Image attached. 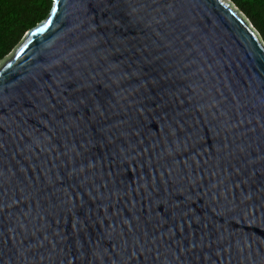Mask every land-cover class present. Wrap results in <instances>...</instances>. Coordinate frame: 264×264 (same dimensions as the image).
<instances>
[{
  "label": "water",
  "instance_id": "water-1",
  "mask_svg": "<svg viewBox=\"0 0 264 264\" xmlns=\"http://www.w3.org/2000/svg\"><path fill=\"white\" fill-rule=\"evenodd\" d=\"M235 11L54 0L0 63V264H264V45Z\"/></svg>",
  "mask_w": 264,
  "mask_h": 264
},
{
  "label": "trees",
  "instance_id": "trees-1",
  "mask_svg": "<svg viewBox=\"0 0 264 264\" xmlns=\"http://www.w3.org/2000/svg\"><path fill=\"white\" fill-rule=\"evenodd\" d=\"M264 45V0H231ZM54 0H0V63L22 43L29 29L46 19Z\"/></svg>",
  "mask_w": 264,
  "mask_h": 264
},
{
  "label": "snow or ice",
  "instance_id": "snow-or-ice-1",
  "mask_svg": "<svg viewBox=\"0 0 264 264\" xmlns=\"http://www.w3.org/2000/svg\"><path fill=\"white\" fill-rule=\"evenodd\" d=\"M54 12H55V8H53V13ZM51 21H52V16L50 15L48 17V20L44 23V25L41 28H39L37 31H43L45 28H47V26L51 23Z\"/></svg>",
  "mask_w": 264,
  "mask_h": 264
},
{
  "label": "rangeland",
  "instance_id": "rangeland-1",
  "mask_svg": "<svg viewBox=\"0 0 264 264\" xmlns=\"http://www.w3.org/2000/svg\"><path fill=\"white\" fill-rule=\"evenodd\" d=\"M231 2V0H229ZM232 3V2H231ZM233 4V3H232ZM234 5V4H233ZM235 6V5H234ZM236 7V6H235ZM248 21V20H247Z\"/></svg>",
  "mask_w": 264,
  "mask_h": 264
}]
</instances>
